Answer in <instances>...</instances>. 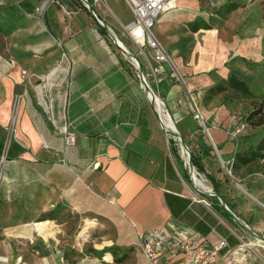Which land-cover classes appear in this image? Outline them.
<instances>
[{"label":"crops","instance_id":"crops-1","mask_svg":"<svg viewBox=\"0 0 264 264\" xmlns=\"http://www.w3.org/2000/svg\"><path fill=\"white\" fill-rule=\"evenodd\" d=\"M52 1L45 13L55 35L49 32L14 50L9 59L0 54V146L14 120L0 177V264H94L99 258L114 264L112 247L118 257L127 254L125 263L148 264L141 237L170 223L193 228L212 243L226 238L230 246L240 243L238 236L252 239L250 229L263 232L264 178L258 173L264 172V161L236 168L234 182L226 171L233 153L246 148L259 130L235 133L223 112L203 111L213 144L198 128L187 95L178 92V77L168 74L165 98L175 107L177 131L221 183L216 192L203 173L214 193L201 188L176 135L163 126L140 84L130 55L113 41L116 35L138 55L124 32L134 17L125 0H91L93 11L81 0ZM201 5L185 0L161 13L153 32L203 95L219 77L211 71L226 73L227 60L218 62L198 46L199 36L209 47L216 33L191 30L196 18L213 21V11ZM127 7L129 15L122 13ZM42 20L45 27L36 25L30 34L48 32ZM199 100L202 104L204 96ZM68 130L76 135L69 146ZM202 139L212 146L210 155ZM41 222H47L42 231ZM254 249L264 257L262 248ZM250 264L262 261L253 258Z\"/></svg>","mask_w":264,"mask_h":264},{"label":"built area","instance_id":"built-area-1","mask_svg":"<svg viewBox=\"0 0 264 264\" xmlns=\"http://www.w3.org/2000/svg\"><path fill=\"white\" fill-rule=\"evenodd\" d=\"M46 2L47 0H44L36 9L43 11ZM81 2L86 7L91 4V0H81ZM125 2L134 17L132 21L123 25L124 32L137 46L138 54L143 57V61L137 55L132 54L116 35H113V41L121 46L125 53L131 54L130 59L136 67L140 84L146 90L148 98L155 103L154 97L158 96L161 99L156 93V90L159 93L161 89V82L165 80L168 74L175 77L178 75L168 52L154 34L153 26L161 13L177 8V0H125ZM94 14L96 15V13ZM99 21L103 24L101 20ZM167 66L170 67L169 73ZM183 81L185 80L183 79ZM186 89L188 98L194 102V116L202 119L199 107L195 102V99H199L202 93L199 91L193 94L188 88ZM161 102L164 112L168 113L165 109V102L162 99ZM158 116L163 126L167 130L169 129L168 131H172L171 128L164 125L160 112H158ZM245 127L246 123L242 122L235 133H239ZM75 138L74 131H66V145H73ZM176 138L180 143V138ZM181 149L188 158L189 154L182 145ZM262 160L264 161V158ZM190 172L193 179L198 174L200 175L198 171L197 175L191 170ZM258 174L264 178V172ZM206 190L214 193L212 188L208 187ZM249 232L252 239L245 240L238 236L240 243L230 246L226 238H221L218 242L212 243L193 228H183L170 223L159 231L150 230L146 232L140 239L139 248L148 264H250L253 258L261 259L262 264H264V257L260 256L258 251L254 249L257 246L264 250V231L259 232L250 229Z\"/></svg>","mask_w":264,"mask_h":264},{"label":"rangeland","instance_id":"rangeland-1","mask_svg":"<svg viewBox=\"0 0 264 264\" xmlns=\"http://www.w3.org/2000/svg\"><path fill=\"white\" fill-rule=\"evenodd\" d=\"M43 1L44 0H0V7L4 9V12H8V10H10L9 6L11 4H15L17 5V8H19L18 5L22 2H27L29 5L34 7L32 11H30L25 6L23 8H20L23 15L21 21L25 25H31L30 22H33V24L31 25L32 28L30 26H20L9 35H0V45L2 51L0 54L3 57L9 59L10 54L14 53V50L18 51L22 46H30L34 41L42 38L49 33L47 32L32 35L29 31L35 30L36 25L41 29L45 27L42 20L43 16L49 7L54 6V2L52 0H47L45 9L43 11H38L36 7L40 6ZM183 1L185 0H177V8L183 3ZM233 1H239L240 5L237 8L232 9L231 11H227L226 6L231 5ZM199 2L204 8L213 11L212 29L214 31L211 33H216L213 34L214 40L209 47L205 46L206 44L204 42V37L201 38V36H199L197 38V42L201 41V45L198 46L205 47V50L209 52L208 54H210V57L214 59L216 58L218 62H224L225 59L227 60L226 62H228L232 58H230V56H238L236 60L241 61V65L239 67L243 68L245 73L251 76L249 84L254 95L252 97H237L229 99L228 97H224L225 93H222L217 95L213 99L208 100L207 102L202 101V104L199 100L200 98H203V95H201L202 97H200L199 99H195V102L199 107L202 117L203 111L210 115L217 111L223 112V117H225L223 118V121H225L226 119L227 124L230 123L236 132V129L240 127L242 123V116L246 114L251 108H253L255 102L259 100V96L264 94V0H199ZM122 7L125 6L123 5ZM129 12V8L127 7L126 10H124L122 13L129 15ZM208 14L209 13H207L206 18L210 19ZM155 23L153 26V30L156 29ZM202 34L206 35L207 33L203 32ZM121 38L125 40L124 37ZM207 48H209L210 50L208 51ZM137 57L141 61H143V57L141 55L138 54ZM242 57L247 60L259 61V65H256L254 67L245 66V64L242 62L244 60L242 59ZM170 60L174 64V66H176L179 72L184 75L181 69H179V67L177 66L176 62L172 58H170ZM211 72L212 75L217 74L218 76L220 73L218 71ZM47 80L48 79L46 78V82ZM175 85L178 87V92L187 95V84L185 81L178 79L177 82H175ZM156 93L165 102V109H167L168 113L171 115L173 121L175 122L176 128H178L175 121V115L173 114V109H175V107H170L167 104L162 89H160L159 93L156 90ZM187 99L193 110L194 102L190 98H188V96ZM194 118L197 119L198 122H200L199 118H196L195 116ZM203 119L205 120V118ZM13 121L14 120H11V122L7 126L8 132H5V139L1 147L2 150L0 151V177L2 174V169L5 167V164L7 162L8 148L13 142ZM207 126L209 127L210 125L207 123ZM246 127L249 128V125L246 124ZM243 130L244 129H241L239 133H241ZM256 134H258V131ZM226 171L233 179V182L236 181V179L233 177L234 174L232 173V170L230 168H226ZM198 176L205 182L206 185L208 184L209 181L203 173H200V175L198 174ZM259 207L264 211V205L259 204ZM257 231L262 232L261 230ZM125 262L126 260L122 263L114 260V264H128ZM103 263L105 264V262L100 258L94 259V264Z\"/></svg>","mask_w":264,"mask_h":264},{"label":"trees","instance_id":"trees-1","mask_svg":"<svg viewBox=\"0 0 264 264\" xmlns=\"http://www.w3.org/2000/svg\"><path fill=\"white\" fill-rule=\"evenodd\" d=\"M239 5V1H233L231 5L226 6L227 11L237 8ZM24 6L30 11L34 9V7L29 5L27 2L19 3V8H17V5L11 4L9 6L10 10H8V12H4V9L0 7V35H9L18 27L23 26L24 23L21 21L23 15L20 8H23ZM44 22L47 25L48 32L55 35L51 29L49 16H47V13L44 14ZM190 28L193 31H198L200 28L211 29L213 28V21H208L202 17L196 18L190 23ZM1 52L0 45V53ZM237 58L238 56H235L232 57L228 62H225V66L227 67L226 73H220L219 77L214 80V82L209 83L204 87L203 96L205 102L222 93H225L224 97H228L229 99L237 97H252L254 95L249 84L251 76L245 73L243 68L239 67L241 65V61H237ZM242 59H244L242 62L245 64V66L254 67L259 65V61L247 60L244 57H242ZM233 64L237 66H234ZM184 79L187 82L188 89L191 93L196 94L199 92L197 86L189 85V79L185 75ZM170 87L171 83L168 79H165L161 82L160 88L163 91L164 97L169 92ZM241 120L242 122H245L247 125H249V127L258 129L259 131L254 139L249 140V145L246 148L240 150L237 149L233 153L232 160L227 162L226 166L230 168L233 173L235 172L236 168L241 165H245L264 158V94L259 96V100L255 102L253 108H251L246 114L242 116ZM198 128H202V126L199 125ZM240 139L247 141V138L245 137H238L239 142ZM200 143L203 145L204 153L207 152L210 155L211 151L213 150L212 146L208 145L207 140L205 139L200 140ZM1 146L0 151L2 150ZM190 161L199 172L204 173L208 179L212 181L214 190L219 192L221 183L216 178L214 172L207 170L202 156L196 153L193 149L190 151ZM219 170H221V168ZM108 251L112 253L114 260L117 262L122 263L127 258L126 253L118 257L115 252V247L110 248V250L108 249ZM108 258L111 259V255L108 254Z\"/></svg>","mask_w":264,"mask_h":264},{"label":"bare ground","instance_id":"bare-ground-1","mask_svg":"<svg viewBox=\"0 0 264 264\" xmlns=\"http://www.w3.org/2000/svg\"><path fill=\"white\" fill-rule=\"evenodd\" d=\"M154 100L156 101V108L158 110V112H160V114L162 115V118H163V122H164V125L166 127H169L171 129H173L174 127H176L175 125V122L173 121L171 115L169 113H166L164 112V109H163V105H162V102H161V99L156 96L154 97ZM195 180H196V183L201 187V188H204V189H207V185L197 176H195ZM89 223H94V221H89ZM38 227H39V230L42 231V230H45L46 227H47V222H41L40 224H38Z\"/></svg>","mask_w":264,"mask_h":264},{"label":"water","instance_id":"water-1","mask_svg":"<svg viewBox=\"0 0 264 264\" xmlns=\"http://www.w3.org/2000/svg\"><path fill=\"white\" fill-rule=\"evenodd\" d=\"M89 8L93 11V8H92V5H91V4H89ZM127 53H128L129 55H131L129 52H127ZM175 69H176V72H177L178 78H179L180 80L183 81L184 78L182 77V74L179 72V70L176 68V66H175ZM200 123H201L202 127L204 128L206 134L208 135L210 141L214 144V142H213V140H212V138H211V136H210V133H209V130H208V126H207L206 121L202 118V119H200ZM171 132H172L173 134H175L176 137L180 138V143H181V145L183 146V148H184V149L188 152V154H189V157H188L189 169H190L195 175H197V170H196L195 166H194V165L191 163V161H190V149H189V147L186 145V143L184 142V140L181 138V136H180V134L178 133L176 127H174V128L172 129ZM214 146H215V145H214ZM190 173H191V172H190Z\"/></svg>","mask_w":264,"mask_h":264}]
</instances>
